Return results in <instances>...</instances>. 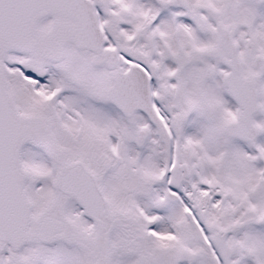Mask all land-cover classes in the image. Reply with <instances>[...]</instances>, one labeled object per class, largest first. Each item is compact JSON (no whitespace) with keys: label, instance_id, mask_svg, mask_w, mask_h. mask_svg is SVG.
<instances>
[{"label":"snow or ice","instance_id":"obj_1","mask_svg":"<svg viewBox=\"0 0 264 264\" xmlns=\"http://www.w3.org/2000/svg\"><path fill=\"white\" fill-rule=\"evenodd\" d=\"M0 264H264V0H0Z\"/></svg>","mask_w":264,"mask_h":264}]
</instances>
